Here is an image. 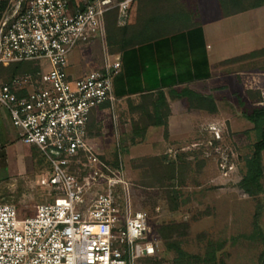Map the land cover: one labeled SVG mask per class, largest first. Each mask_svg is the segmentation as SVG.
<instances>
[{
  "label": "built area",
  "instance_id": "1",
  "mask_svg": "<svg viewBox=\"0 0 264 264\" xmlns=\"http://www.w3.org/2000/svg\"><path fill=\"white\" fill-rule=\"evenodd\" d=\"M134 1L77 0L73 9L69 0H0V68L39 64L0 78V106L50 166L38 180L50 199L35 215L18 218L13 204L0 203V264H137L156 254L158 235L131 201L120 154L112 165L88 140L90 112L113 100L120 58L105 53L101 69L67 73L75 48L105 38V13L116 8L124 25Z\"/></svg>",
  "mask_w": 264,
  "mask_h": 264
},
{
  "label": "rangeland",
  "instance_id": "2",
  "mask_svg": "<svg viewBox=\"0 0 264 264\" xmlns=\"http://www.w3.org/2000/svg\"><path fill=\"white\" fill-rule=\"evenodd\" d=\"M186 2L193 9L194 1ZM133 11L130 8L128 13ZM228 60L224 63H240V70H255L256 73L264 70L263 55L232 62ZM28 65L33 72L39 69L36 61ZM81 66L86 68L85 61H81ZM47 69L45 65L44 70ZM22 73L25 72L17 74ZM242 77L247 80V76ZM262 77L259 76V82L264 86ZM0 78L8 80V73H0ZM227 82V90L222 92L218 106L220 119L183 138L169 151L159 149L157 136L150 137L151 145L147 146H136L146 139L145 135L125 141V133L135 128L142 129L152 121L151 100L111 104L114 136L111 133L102 136L98 124L89 130V136L95 143H109L105 149L93 147L101 159L115 165L120 154L130 183L131 201L135 208L148 214L151 231L158 235L156 254L140 259L137 264H175L174 251L165 249V242L158 233L159 228L167 224L178 226L170 241L178 242L190 254L204 257L213 246L218 247L217 264H264V195L248 196L238 186L245 170L244 159L255 141L253 125L242 112L264 104V87L239 90L234 78ZM254 82L259 83L258 80ZM162 111L165 113L164 109ZM145 128L147 130L148 127ZM216 135L219 137L217 140ZM163 138H167L165 133ZM123 148L128 150L124 152ZM166 163L174 165L173 178L168 180L164 168ZM262 164L264 167V151ZM49 173L47 159L34 146L21 141L19 130L12 125L8 111L0 106V203L13 204L18 218L35 215V205L50 199L49 189L38 184V180Z\"/></svg>",
  "mask_w": 264,
  "mask_h": 264
},
{
  "label": "crops",
  "instance_id": "3",
  "mask_svg": "<svg viewBox=\"0 0 264 264\" xmlns=\"http://www.w3.org/2000/svg\"><path fill=\"white\" fill-rule=\"evenodd\" d=\"M69 1L74 9L77 0ZM182 1L191 7L187 0ZM193 1L192 7L197 9V17L196 23L191 26L161 37L133 42L113 52L109 51L106 35L103 40H95L72 51L67 66L70 78H81L91 70L101 69L105 53L120 58V70L111 81L113 100L93 109L89 115L87 133L93 147L101 150L109 146L106 141L95 143L94 138H90L89 130L94 124L101 127L102 136L109 133L114 136L110 105L115 102L151 100L154 104L158 96L163 95L169 107L166 140L163 138V126H148L144 133L146 139L136 146L151 145L150 137L157 136L156 144L159 149L169 151L183 138L194 135L203 126L220 119L221 111L218 106L222 92L227 90L225 86L228 79L234 78L239 90L264 87L259 82L262 76L264 79V70L256 73L255 70H240V63H224L228 59L264 48V5L222 17L218 0ZM137 7L136 0L130 7L134 11L128 13L126 20L130 26L137 23ZM94 46H97L95 51ZM82 60L85 61L86 68H82ZM242 76H247V80H243ZM255 80L259 83L254 82ZM185 90L212 97L217 112L211 113L208 109L197 106V100H193L194 105L190 106L186 98L178 97ZM239 90L235 91L241 94ZM124 136L125 141H133L141 136V130L135 128ZM130 136L135 138L127 139Z\"/></svg>",
  "mask_w": 264,
  "mask_h": 264
},
{
  "label": "trees",
  "instance_id": "4",
  "mask_svg": "<svg viewBox=\"0 0 264 264\" xmlns=\"http://www.w3.org/2000/svg\"><path fill=\"white\" fill-rule=\"evenodd\" d=\"M138 19L137 23L130 26L128 23L123 26L118 25L117 9L110 10L104 15L106 42L111 52L124 48L133 42H142L151 38L161 37L173 33L181 28L191 26L196 23L197 9L189 8L182 0H137ZM222 17L234 15L255 7L264 5V0H218ZM247 3V4H246ZM3 6V4H1ZM264 56V48L252 51L248 54L238 56L228 60V62ZM28 63H14L7 68H0V73L6 71L11 78L19 72H33ZM178 97H186L187 101L194 105L192 99H196L197 106L206 108L211 113L216 112L213 99L210 96H201L190 91L181 92ZM260 102V100L258 101ZM210 106V107H209ZM165 110L163 113L162 110ZM164 117H163V116ZM168 115V105L163 95H159L154 104L150 117L152 121L146 126H163L166 132V116ZM243 117L249 121L253 127L255 141L250 154L244 159V173L238 183L239 188L248 196L258 197L264 195V167L262 164V152L264 151V104L256 105L249 112H242ZM145 126V127H146ZM142 128L141 136H144L146 128ZM135 136L127 137L133 140ZM125 148L123 151L126 152ZM167 180L173 178L174 165L166 163ZM259 212L256 211V214ZM256 225V224H255ZM177 225L167 224L159 228L161 238L164 240L165 249L174 251L175 264H217L216 253L218 247H209L206 255L199 256L185 251L178 242L170 241L171 235L176 231Z\"/></svg>",
  "mask_w": 264,
  "mask_h": 264
}]
</instances>
